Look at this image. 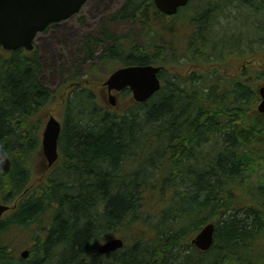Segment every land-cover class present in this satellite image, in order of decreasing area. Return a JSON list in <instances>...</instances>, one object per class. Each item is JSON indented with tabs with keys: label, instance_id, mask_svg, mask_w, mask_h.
Segmentation results:
<instances>
[{
	"label": "trees",
	"instance_id": "trees-1",
	"mask_svg": "<svg viewBox=\"0 0 264 264\" xmlns=\"http://www.w3.org/2000/svg\"><path fill=\"white\" fill-rule=\"evenodd\" d=\"M243 1L264 12V0ZM196 8L184 14L188 41L180 54L152 37L136 47L121 39V49L116 44L104 57L110 69L165 68L155 96L136 104L126 90L117 111L102 107L78 71L70 81L80 86L66 99L71 82L46 87L36 54L0 56V148L12 162L0 172V202L18 204L0 222V264H264V114L256 111L257 84L225 88L235 81L223 73L233 55L257 54L262 63L264 35L249 36L250 29L247 49L237 50L245 31L227 24L210 32L222 7ZM122 13L125 19L130 10ZM173 31L170 44H177ZM189 66L200 71L183 79ZM249 70L256 75L257 65ZM60 97L61 163L34 184L38 116ZM208 222L217 225L214 244L201 252L191 240ZM22 231L34 242L27 259L12 248ZM114 237L124 247L100 255L98 247Z\"/></svg>",
	"mask_w": 264,
	"mask_h": 264
},
{
	"label": "flooded vegetation",
	"instance_id": "flooded-vegetation-1",
	"mask_svg": "<svg viewBox=\"0 0 264 264\" xmlns=\"http://www.w3.org/2000/svg\"><path fill=\"white\" fill-rule=\"evenodd\" d=\"M200 1H202L203 4L201 3L197 6L219 5L222 7L221 14H224L223 18H225L226 22H224L221 16L215 17L213 24L210 25V27L212 28L210 32H212L213 34H215L217 31L219 32L224 30L225 26L227 27V24H230L231 29H239L241 31H245V28H249L250 26L252 28H261V26L264 27V12L255 8V6L252 5L253 3H248L245 1H243V3H240L239 0H227L229 1V3L227 4L226 9V0ZM192 2V0H189V3L185 7L181 8V10L189 8V6L192 5ZM124 10H130V14L125 19H122V11ZM148 12H152V14H154L150 16L152 19H155V16L159 14V8L157 7L155 0H87L81 11L69 19L72 20L79 15L78 20L83 26V28L80 29L84 31V34H82L83 44L81 46L83 52L82 55H84L85 62L90 63L87 67L84 66V70L93 71L92 84L94 87L96 86L98 88V91H100L102 102L105 105L109 106V92L107 87L105 86V77L109 74L104 76H96L98 75V73H101L102 70H104L105 72L107 70H110V67L108 68L103 61L104 57L106 55L111 56V48L116 46V44L118 45V49L115 48V50L121 49V36L119 37L117 33H119L120 31V26L122 23H129L131 24V27H133L132 25L136 26L140 24V29H142L143 32L147 30L148 27L146 24H143V22L146 19L145 14L148 15V19L150 18ZM210 27L208 28V30L210 29ZM78 30L79 27L65 29L64 26L61 25V23L51 25L44 32H47L46 35L42 39H40L38 43L39 51L38 47L36 46L37 50L34 51L36 52V59H39V61L43 60L45 64H47V58H49L48 55L52 52L54 53V48L57 45L61 44L65 38L67 41H69V39L73 37V35L77 33L76 31ZM258 33L262 34L259 31ZM143 34L144 33H141V35ZM241 35L242 39L236 45L237 50L247 49V46L243 39L245 33L242 32ZM129 36L131 46L136 47L137 43L134 39L136 38V33H133V31L131 30ZM96 49H98V51ZM113 52L115 53V51ZM24 53L26 54V52ZM1 55L5 61L9 60V52L2 50ZM91 58L94 59L92 60ZM234 58H236V60L241 59L239 63L242 64L234 65L233 63H231L234 66H232L233 71L230 74L226 72L227 70H224L226 78L228 80L235 81L234 85H224L225 88H232L233 86L238 88H247L249 87V84L256 83L257 89L264 84V63H260V55H258L259 61L256 64V75L254 73L250 74L247 70V66L250 64L249 60H242L240 54H237V57ZM256 65L254 67H256ZM183 78L185 79L186 77L183 76ZM43 165L44 169L47 170L48 165L45 159Z\"/></svg>",
	"mask_w": 264,
	"mask_h": 264
},
{
	"label": "water",
	"instance_id": "water-1",
	"mask_svg": "<svg viewBox=\"0 0 264 264\" xmlns=\"http://www.w3.org/2000/svg\"><path fill=\"white\" fill-rule=\"evenodd\" d=\"M87 0H0V45L9 51L24 48L32 51L34 42L40 32L50 25L65 21L78 13ZM189 0H155L159 10L167 15H175L179 8L186 6ZM162 67L154 65H131L120 67L108 77L105 85L110 93V102L116 105L117 93L130 89L135 102L143 103L161 89L159 72ZM261 102L258 106L264 113V85L259 88ZM62 124L55 117L47 119L42 135V150L52 166L59 158L58 141ZM11 160L8 154L0 148V171L8 172ZM11 209L10 205L0 203V221L3 215ZM215 224L209 223L197 234L192 244L202 251L211 248L214 241ZM122 238H114L101 244L99 254H110L124 247ZM30 252H21L23 258H28Z\"/></svg>",
	"mask_w": 264,
	"mask_h": 264
},
{
	"label": "rangeland",
	"instance_id": "rangeland-1",
	"mask_svg": "<svg viewBox=\"0 0 264 264\" xmlns=\"http://www.w3.org/2000/svg\"><path fill=\"white\" fill-rule=\"evenodd\" d=\"M197 3V4H196ZM202 3V1L200 0H194L192 2V8L189 10L184 11V14H193L197 12V8L196 5H200ZM203 4V3H202ZM183 14V15H184ZM227 14V13H226ZM222 18L224 17V14L220 15ZM79 15L76 16L75 18H73L72 20H67L64 22H61V25L64 26L65 29H69L72 27H79V30L76 31L77 33H75L73 35V37H71L69 39V41L66 40V38L64 39V41L57 45L54 48V53L52 52L51 54L48 55L49 58H47V64H45V62L42 60V66L45 68L44 69V76L42 78V82L46 87H49L51 89H58V87H60L61 85L64 86V82L65 81H70L72 80L75 75V73H77V71L80 73V75L86 76V73L84 71V66H88L90 63L89 62H85L84 59V55H82V40H83V36L82 34H84V31L80 28H83V26L80 24L79 20ZM157 18V17H155ZM158 19H160L161 21H159ZM158 19H150L148 21V26L157 34L159 35L164 28L166 29L167 33H169L170 31H173V38H175L176 34L182 36L184 35L187 27H189L187 24L188 23V18L186 16H182V17H177V18H171V17H160ZM224 22H226L225 18H223ZM133 27H131V24L129 23H122L120 26V31L119 33H117V35L121 38H124L126 40L130 39L129 33H131V30L133 31V33H136V38H134L136 40V43L138 45L139 44H146L144 43V41H152V37L157 38L156 34L154 32H149L147 33V35L143 38V36L141 35V33H143L142 29H140V25H132ZM249 26V25H248ZM136 28V30H135ZM251 28V33L252 34H256L257 31L255 32L253 30V28L250 26ZM135 30V31H134ZM170 30V31H169ZM248 30V27H247ZM97 32V31H96ZM47 33V32H46ZM46 33H41L38 35L37 39H36V45L38 47V43L40 41V39H42ZM261 33L264 35V29L261 31ZM167 39L169 42V49H173L175 50L177 53H181V51H183L186 47V42L184 41H180L177 44H170V37L167 35ZM165 41V37L163 35L162 37V41ZM254 48L258 47V44H254L253 45ZM98 51V49H96ZM38 51H39V47H38ZM98 57V56H96ZM92 60L94 58H91ZM262 63H264V58L262 59ZM181 65L179 67H182L183 69L187 66L186 64H184V60H182ZM102 74L105 73L104 70L101 71ZM68 85V83L66 84V86ZM64 86V88L66 87ZM96 93L100 96V93L98 91V89L96 90ZM124 98V99H123ZM120 100H126L127 97H123ZM60 103V101H59ZM58 103V104H59ZM58 104H54L51 107H48L45 111V117H47L48 114H53L55 115L58 119H61V108L58 106ZM41 118V119H45ZM61 117V118H60ZM42 129L40 131L43 130L44 125H42L41 127ZM41 134V132H40ZM34 177L33 180L37 181L42 175H43V170L41 168V166H37L34 168ZM61 176V174H57V176ZM65 179V178H64ZM15 241L16 243L12 245V248H14L15 250H17V252L19 253L21 250L23 249H29L31 246L30 242H31V237L29 235V233L27 231H22V232H18L15 235Z\"/></svg>",
	"mask_w": 264,
	"mask_h": 264
},
{
	"label": "bare ground",
	"instance_id": "bare-ground-1",
	"mask_svg": "<svg viewBox=\"0 0 264 264\" xmlns=\"http://www.w3.org/2000/svg\"><path fill=\"white\" fill-rule=\"evenodd\" d=\"M9 156V155H8ZM99 248V247H98Z\"/></svg>",
	"mask_w": 264,
	"mask_h": 264
}]
</instances>
